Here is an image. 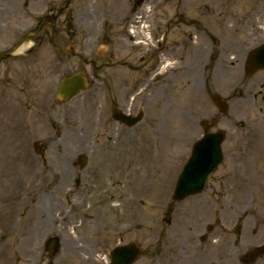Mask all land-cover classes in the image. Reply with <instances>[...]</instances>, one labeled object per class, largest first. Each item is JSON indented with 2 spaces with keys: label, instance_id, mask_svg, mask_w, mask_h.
I'll use <instances>...</instances> for the list:
<instances>
[{
  "label": "rangeland",
  "instance_id": "obj_1",
  "mask_svg": "<svg viewBox=\"0 0 264 264\" xmlns=\"http://www.w3.org/2000/svg\"><path fill=\"white\" fill-rule=\"evenodd\" d=\"M72 1L83 14L73 18L76 28L68 20L67 38L76 41L77 53L98 64L114 54L129 60L125 55L132 49L119 32L135 0ZM146 6L155 31L161 32L175 13L174 41L191 30L198 35V46L171 52L184 59L166 69L151 63L139 69L104 67L92 75L69 54L67 73L86 71L91 87L62 103L55 97L60 68L49 80L15 59L0 68V264H105L106 252L131 241L148 250L135 264H239L237 255L264 243V119L255 106L260 87L251 81L243 86L251 101L239 98L241 53L230 48L237 47L240 36L248 40L258 34L260 23L249 22L246 37L242 19L256 9L264 13V0H168L164 6L162 0H147ZM106 15L108 24L96 41L98 19ZM6 36L1 38L10 42ZM113 38L122 56L117 57ZM210 41L215 45L208 48ZM195 48H208L219 62L200 54L202 62L194 69ZM211 93L230 97L229 111L217 126L227 132L224 161L203 193L173 204L172 214L165 212L190 145L202 133L198 120L219 114ZM115 107L142 110L144 119L126 131L111 117ZM81 154L89 156L84 168L77 161ZM62 167L67 168L63 182L48 179L53 172L62 174ZM68 181L78 189L68 190ZM83 181L90 185L84 187ZM238 220L240 236L234 232ZM208 223L215 226L202 241L199 235ZM52 235L63 240L55 257L46 255L42 244ZM262 261L264 255L256 263Z\"/></svg>",
  "mask_w": 264,
  "mask_h": 264
},
{
  "label": "water",
  "instance_id": "obj_2",
  "mask_svg": "<svg viewBox=\"0 0 264 264\" xmlns=\"http://www.w3.org/2000/svg\"><path fill=\"white\" fill-rule=\"evenodd\" d=\"M70 87H69V86ZM76 83L73 82V80H70V79H67V82L65 84V87L68 91H71L73 89H75ZM72 86V88H71ZM188 167V166H187ZM190 167H188L186 173L184 174L183 177H181V180H180V193H183L185 191H192L195 189L196 186H194V180H193V177H189L188 175V171L190 170L189 169ZM57 248V244L54 245L53 249H56ZM126 250V252H125ZM123 252H120L119 253V261L120 262H123L124 264H128L131 260H132V257L135 256V253L133 250L131 249H122Z\"/></svg>",
  "mask_w": 264,
  "mask_h": 264
},
{
  "label": "bare ground",
  "instance_id": "obj_3",
  "mask_svg": "<svg viewBox=\"0 0 264 264\" xmlns=\"http://www.w3.org/2000/svg\"><path fill=\"white\" fill-rule=\"evenodd\" d=\"M62 170H63V173L60 174L59 176H58V174H56L55 172H53L52 175H51L50 177H48V179H53L52 181H57V182H60V180H62V182H63L64 179H65V176H66V174H67V168H66V167H62ZM64 172H65V173H64ZM53 177H55V178H53ZM57 177H59L60 179L57 180V179H56ZM69 184H70V183H69V181H68V182H67V185L70 186ZM257 217H258V219H259V214H257Z\"/></svg>",
  "mask_w": 264,
  "mask_h": 264
},
{
  "label": "flooded vegetation",
  "instance_id": "obj_4",
  "mask_svg": "<svg viewBox=\"0 0 264 264\" xmlns=\"http://www.w3.org/2000/svg\"><path fill=\"white\" fill-rule=\"evenodd\" d=\"M48 18H45L42 22H41V26H45L48 22H47ZM44 31L47 32V28H44Z\"/></svg>",
  "mask_w": 264,
  "mask_h": 264
}]
</instances>
